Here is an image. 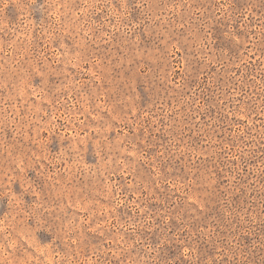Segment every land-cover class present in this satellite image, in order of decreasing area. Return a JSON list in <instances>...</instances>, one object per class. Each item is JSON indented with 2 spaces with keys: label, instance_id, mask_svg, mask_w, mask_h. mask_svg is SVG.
<instances>
[{
  "label": "rangeland",
  "instance_id": "1",
  "mask_svg": "<svg viewBox=\"0 0 264 264\" xmlns=\"http://www.w3.org/2000/svg\"><path fill=\"white\" fill-rule=\"evenodd\" d=\"M0 264H264V0H0Z\"/></svg>",
  "mask_w": 264,
  "mask_h": 264
}]
</instances>
